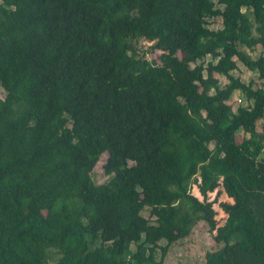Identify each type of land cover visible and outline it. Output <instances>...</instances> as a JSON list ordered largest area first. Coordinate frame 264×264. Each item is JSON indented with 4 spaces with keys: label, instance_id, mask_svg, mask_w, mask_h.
Here are the masks:
<instances>
[{
    "label": "trees",
    "instance_id": "obj_1",
    "mask_svg": "<svg viewBox=\"0 0 264 264\" xmlns=\"http://www.w3.org/2000/svg\"><path fill=\"white\" fill-rule=\"evenodd\" d=\"M258 46L264 0H0V264L27 235L44 264H164L197 222L204 264H264V87L202 63L264 82Z\"/></svg>",
    "mask_w": 264,
    "mask_h": 264
},
{
    "label": "rangeland",
    "instance_id": "obj_2",
    "mask_svg": "<svg viewBox=\"0 0 264 264\" xmlns=\"http://www.w3.org/2000/svg\"><path fill=\"white\" fill-rule=\"evenodd\" d=\"M221 21L219 19L210 20V28L218 29L221 28ZM144 45H149L143 43ZM242 50L246 51L251 57L257 58L261 53H264V49L261 46L254 48V50H248L245 47H241ZM222 56L217 59H212L211 56H207L202 63L207 66L208 63L213 62L217 64L222 59L223 67L229 66V63H236L237 68H234L230 71V74L234 78H239L244 83H253L254 87H264V82L259 78V73L256 69H251L242 64L233 58L231 60L224 57V50L221 51ZM158 54L154 55L157 57ZM215 77L219 80L220 86L225 87L228 83V79L221 74H215ZM207 84V81L201 83V88H204ZM4 96V91L0 89V98ZM229 104L232 106L233 111L235 112L238 107L248 106V101L245 98V95L241 91H235L229 101ZM263 121L260 120L257 123V130L262 131ZM248 135L240 131L237 134V141H240L243 137ZM107 158V154L103 155V158L100 159V162L97 164L96 168L92 173L93 180L96 184L107 183L111 176H107L104 173L102 168L103 160ZM191 193L200 199L202 196L199 193V190L196 185H191ZM217 197V192L209 193V200L214 201ZM231 201L226 194L219 195L217 202L214 207L217 212L216 219L221 222L227 216L219 206L220 202ZM143 215L147 218L150 217L148 210L143 212ZM162 246L165 245V242L161 243ZM222 246L216 244L213 240L212 235L209 233L207 226L203 222H197L193 228V231L189 237L186 239L180 240L179 242L173 244L167 253V256L164 258V264H204L205 256L207 253L220 249ZM53 243L43 236H33L27 235L21 240L15 241L11 245L10 253L8 255V264H44L49 255H55ZM156 259H161V252L158 251Z\"/></svg>",
    "mask_w": 264,
    "mask_h": 264
}]
</instances>
